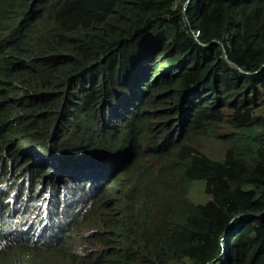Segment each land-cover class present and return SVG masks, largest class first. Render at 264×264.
Returning <instances> with one entry per match:
<instances>
[{
	"label": "trees",
	"instance_id": "trees-1",
	"mask_svg": "<svg viewBox=\"0 0 264 264\" xmlns=\"http://www.w3.org/2000/svg\"><path fill=\"white\" fill-rule=\"evenodd\" d=\"M172 261L264 264V0H0V264Z\"/></svg>",
	"mask_w": 264,
	"mask_h": 264
},
{
	"label": "rangeland",
	"instance_id": "rangeland-1",
	"mask_svg": "<svg viewBox=\"0 0 264 264\" xmlns=\"http://www.w3.org/2000/svg\"><path fill=\"white\" fill-rule=\"evenodd\" d=\"M203 142H204L203 151L208 154L214 155L215 157H220L225 151L223 144L216 141L215 139H203ZM191 197L195 199H199L200 195L196 192V190H194L191 192ZM170 264H177V263L172 261Z\"/></svg>",
	"mask_w": 264,
	"mask_h": 264
},
{
	"label": "water",
	"instance_id": "water-1",
	"mask_svg": "<svg viewBox=\"0 0 264 264\" xmlns=\"http://www.w3.org/2000/svg\"><path fill=\"white\" fill-rule=\"evenodd\" d=\"M186 7H187V3H186L185 6H184V10L186 9Z\"/></svg>",
	"mask_w": 264,
	"mask_h": 264
}]
</instances>
